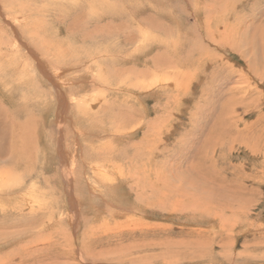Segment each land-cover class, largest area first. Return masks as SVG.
<instances>
[{
    "label": "rangeland",
    "instance_id": "1",
    "mask_svg": "<svg viewBox=\"0 0 264 264\" xmlns=\"http://www.w3.org/2000/svg\"><path fill=\"white\" fill-rule=\"evenodd\" d=\"M0 11V153L19 155L23 141L37 172L51 166L24 194L34 211L22 190L0 197V243L17 236L0 264H264V0H0ZM33 52L82 90L63 88L66 114L46 119L29 101L38 94L25 78L50 84ZM53 89L49 102L62 96ZM71 101L88 103L95 145L110 149L106 176L83 159L90 145L69 155L57 135L58 121L77 118ZM10 115L26 127L16 140ZM41 127L67 141L64 153L42 155ZM73 159L82 200L72 204L66 179L53 181Z\"/></svg>",
    "mask_w": 264,
    "mask_h": 264
},
{
    "label": "bare ground",
    "instance_id": "2",
    "mask_svg": "<svg viewBox=\"0 0 264 264\" xmlns=\"http://www.w3.org/2000/svg\"><path fill=\"white\" fill-rule=\"evenodd\" d=\"M195 4V3H194ZM229 5V4H228ZM228 7V6H227ZM123 8V7H122ZM9 9H11V8H9ZM13 10V9H12ZM197 11H195L197 14H199V11H198V9H196ZM234 10V9H233ZM1 12V11H0ZM102 12V11H101ZM105 15V14H104ZM101 17H103L102 16V14H101ZM108 23H110V22H108ZM251 23V22H250ZM99 23H97V25H98ZM159 24V23H158ZM112 26V25H111ZM10 27V26H9ZM114 27V26H113ZM110 28V27H109ZM12 30V29H11ZM96 32V31H95ZM19 34V33H18ZM4 36V35H3ZM1 37V36H0ZM107 37H110V36H107ZM3 38V37H2ZM212 38V37H211ZM3 40H5L4 38H3ZM227 40V39H226ZM229 40H230V38H229ZM227 42V41H226ZM1 46H2V44H1ZM12 49V48H11ZM6 54V53H5ZM0 55H1V51H0ZM33 55H34V57H36V61L38 62V67H39V69L42 71V72H44L45 74H46V76L45 77H47L48 78V81L50 82V84L48 85V82H42V80H40L37 76H35V77H37L38 78V84L35 82H32V83H24L25 82V80H26V78H25V80H24V82L22 83L23 85H25L26 87H28V88H30V89H32V90H35V92L38 94V98H31L29 101H31V103H33V106H36V108H40V106H42V109H43V111H45V117H46V115H47V117H46V119H48V115H49V113L51 112V111H53V112H55V111H57V112H59V113H65V111H64V107H66V105L67 104H65V103H69L68 101H66L65 100V97L63 96V95H65V90L63 91V88H67V89H69L70 87H68V85L66 84L67 82H65V81H61V79L59 80V79H57L55 76H59V75H53L51 72H49L46 68H44V62H42V60L41 59H43V58H41V56H39V55H37V53L36 52H33ZM1 57V56H0ZM1 59V58H0ZM8 59V58H7ZM14 61V60H13ZM12 62V61H11ZM25 63V62H24ZM23 64V63H22ZM62 65H64V64H62ZM67 65V64H66ZM23 66V65H22ZM15 67V66H14ZM50 67V66H49ZM70 67H73V66H70ZM22 68V67H21ZM16 70V69H15ZM18 71H20V69L18 70ZM17 71V72H18ZM22 71H23V69H22ZM25 72H27V71H25ZM23 73V72H22ZM22 73H20V74H22ZM17 74H19V72L17 73ZM19 74V75H20ZM27 74V73H26ZM51 74H52V76H51ZM86 75V74H85ZM26 76V75H25ZM54 76V77H53ZM16 77V76H15ZM35 77L33 78V79H35ZM167 77V76H166ZM166 77H164L165 79H167ZM84 78H86V76L84 77ZM163 78V77H162ZM20 79V78H19ZM29 79H30V77H29ZM78 79V78H77ZM88 79V78H87ZM31 80V79H30ZM100 80L101 79H99V82H100ZM162 80V79H161ZM33 81V80H32ZM35 81V80H34ZM163 81V80H162ZM79 82V81H78ZM160 82V81H159ZM5 83V82H4ZM60 84V85H62V88L58 85V84ZM16 84H19V83H16ZM30 84V85H29ZM32 84V85H31ZM23 85H21L22 87H23ZM37 85H39V87L37 86ZM41 85L43 86L41 89H40V87H41ZM50 87V88H49ZM72 87H74V86H72ZM147 87V86H146ZM38 88L40 89V90H38ZM54 88V89H53ZM75 88V87H74ZM82 88V87H81ZM156 88V87H155ZM50 89H53L54 90V92H55V94H57V96H59V94H58V92L60 91V94L62 95L61 96V99L59 98V99H57V100H55L53 103L52 102H49L46 98H45V96H44V93L47 91V92H51V90ZM76 89V88H75ZM118 89H120V90H125L126 89V86L125 87H118ZM152 89V88H151ZM11 90V89H10ZM9 90V91H10ZM70 90H71V93H73L74 95H77L80 91H82V90H80V89H78L76 92H74L71 88H70ZM67 91H69V90H67ZM88 91V90H87ZM41 92H42V95H41ZM53 92V91H52ZM153 92V91H152ZM87 94V93H86ZM11 95V94H10ZM84 95V94H83ZM83 95H82V97H83ZM88 95V94H87ZM105 95V94H104ZM106 96V95H105ZM158 96V95H157ZM42 98V99H41ZM84 98H88V97H84ZM100 98H102V97H100ZM99 98V100H101ZM7 99V98H6ZM5 99V100H6ZM28 99V98H27ZM67 99V98H66ZM73 99V98H72ZM92 100L93 99V96L91 97V98H89V100ZM97 99V98H96ZM95 99V100H96ZM4 100V101H5ZM88 100V99H87ZM27 102V101H26ZM83 102V103H82ZM92 102H94V101H92ZM82 103V104H81ZM76 104V105H75ZM88 104V103H87ZM87 104H85V102L84 101H79L78 103L76 102H74L73 103V101H71L70 102V105H71V111H72V115H75L76 114V116H77V118H75V120H74V123H72V126L70 125L69 126V124L68 125H66L62 120L61 121H58L56 124H57V132H58V134L57 135H61V136H64L65 138H66V140L68 141H66L67 142V145L65 146V150L66 151H68L70 154L69 155H76V152L79 150L80 151V149L81 150H83L84 148H86L87 150L85 151V154H84V160H87L88 161V158L90 157L89 155H93V157H94V165H95V167H94V172H98V173H102V170H101V164H106L105 166L107 167V166H110L109 164H108V162H107V159H106V157H108V152H110L109 150V147L107 148V147H105V146H103V145H95V140L97 139L98 140V138H97V133L101 136V133H99L98 131L100 130L99 128H96V126H95V124H90L89 126L88 125H86V121H88L89 119H90V117H88V116H86V114H87V112L86 113H83V111L84 110H87L88 108L86 107V105ZM93 104V103H92ZM97 104V103H96ZM22 106H24V105H22ZM44 106V107H43ZM68 106V105H67ZM88 106V105H87ZM1 107V106H0ZM91 107H92V105H91ZM141 107V106H140ZM1 108H3V107H1ZM94 109V108H93ZM102 109V108H101ZM88 110H90L91 111V109H88ZM35 111V110H34ZM109 113V110H107V109H104V110H102V114L104 115V117H103V119L104 118H106V117H109V115L107 114L106 115V113ZM14 113V112H13ZM16 113V112H15ZM56 113V112H55ZM70 113V112H69ZM69 113H68V115H69ZM90 113V112H89ZM88 113V114H89ZM94 113V112H93ZM10 114V113H9ZM66 114V113H65ZM99 114H100V112H99ZM59 115V114H58ZM90 115V114H89ZM11 117H13L12 115H10ZM44 117V118H45ZM63 117H64V115H63ZM68 117V116H67ZM16 117L14 116L13 117V119H12V123H11V125H13V130H12V138L14 139V140H16V136H17V134H15L17 131H19L20 130V126H21V129H24V127H25V125H22V122H21V124H20V122H18L20 125H18L17 124V121H16V119H15ZM60 118H61V116H60ZM65 118V117H64ZM63 118V119H64ZM73 118V117H72ZM92 119H93V117H91ZM66 119V118H65ZM92 119H90V120H92ZM105 120V119H104ZM108 120V119H107ZM27 121H29L28 119H27ZM49 120H47V122H48ZM75 121H77V122H75ZM79 121H82L81 123L79 122ZM93 121V120H92ZM97 121V120H96ZM46 122V124H48ZM106 122V121H105ZM108 122V121H107ZM89 123V122H88ZM44 124V123H43ZM46 124H44V125H46ZM97 124V123H96ZM105 124H107V123H105ZM102 126H104V122H100L99 124H98V126L97 127H102ZM7 127V126H6ZM15 127H16V129H15ZM106 127V126H105ZM109 127V126H108ZM217 127V126H216ZM8 128V127H7ZM19 130H18V129ZM26 128V127H25ZM69 128H71V130L69 129ZM107 128V127H106ZM50 129V128H49ZM56 129V128H55ZM98 129V130H97ZM136 129H138V128H135V129H132L133 131L134 130H136ZM109 129L107 128V131H108ZM111 130V129H110ZM114 130H116V129H114ZM106 131V132H107ZM119 131V130H118ZM125 131H128V130H125ZM131 131V130H130ZM137 131V130H136ZM22 131H20V133H21ZM40 133L39 134H36L37 135V137H38V139L39 140H44L45 139V135H47V133H46V131L44 130V129H42V127H41V129H40V131H39ZM122 133V132H121ZM130 133H132V132H130ZM23 134V133H22ZM103 134V133H102ZM104 134H105V131H104ZM106 134H109L108 132L106 133ZM106 134H105V137H107L106 136ZM117 134V133H116ZM127 135H130L129 133H126V134H118V136L117 135H115L114 136V138L115 137H119V136H127ZM55 137L54 136V134H48L46 137L48 138V141L45 139V141H47V143L46 142H44V143H46V144H43V145H45V147H44V150H43V154L42 155H47L48 157H49V155H55V154H57V153H62V151H63V149L64 148H62V144L65 142V141H63V140H61V141H63V142H59V141H54L52 138H50V137ZM123 139V138H122ZM37 140V139H36ZM115 140V139H114ZM25 141V140H24ZM65 142V143H66ZM83 142H85L86 143V145H90L89 146V148H88V146H84V148H83ZM22 146H20L18 149H20V150H18L19 151V155H15L16 154V152H17V149L14 151L15 152V154L13 153V155H3L4 154V152H2V153H0V180L1 179H3V178H5V180L8 182V181H13V183H16L17 184V186H14V187H7V186H5V185H0V197L2 198V199H4V195L5 196H9L11 193H14V191H19V190H22V192H23V195L25 194V193H27L26 192V190H28V188L27 187H29V188H31V186L33 185V183L36 181V180H34L33 179V176L37 173V175L41 178H44V177H46L44 174H46V173H44V171H43V169H44V166L47 168L48 166H50V164H49V162L47 161V162H45V160L47 159H45V156H44V161H43V164H44V166L43 167H41V168H39L40 170H42V171H36V169H35V163L37 162L36 161V158H35V156L34 155H32V153H28L27 152V148H29V146H28V143H24L23 141H22ZM31 144L32 145H34L35 143L34 142H31ZM110 146V145H109ZM46 147H47V149H46ZM9 148V147H8ZM32 148L35 150V146H32ZM61 148H62V150H61ZM0 149L1 150H6V147H4V149H3V144H2V147H0ZM11 149V148H10ZM30 149H31V146H30ZM38 149V148H37ZM42 149V148H41ZM71 149H73V150H71ZM112 150V149H111ZM38 151H39V149H38ZM60 151V152H59ZM37 152V151H36ZM40 152V151H39ZM63 153H64V151H63ZM82 153V152H81ZM84 153V152H83ZM108 154V155H107ZM61 155V154H60ZM65 155V154H64ZM86 155H88V156H86ZM110 155H111V153H110ZM249 155V154H248ZM28 156V157H27ZM46 156V157H47ZM25 157H27V159H24ZM62 157H64V156H62ZM23 158V159H22ZM66 158V157H65ZM68 158V157H67ZM71 158V157H70ZM69 158V159H70ZM82 158V157H81ZM40 159V158H39ZM56 159V158H55ZM64 160V159H63ZM99 160V161H98ZM41 160H39V162H40ZM69 161V160H68ZM69 163V162H68ZM70 163H71V161H70ZM5 164H7V165H9V167L7 168V169H5L4 170V168H3V165H5ZM92 164V165H93ZM10 165H11V167H10ZM34 165V166H33ZM39 165V164H38ZM55 165V164H54ZM57 165V164H56ZM76 165L78 166V163H75V159H73L72 160V163L68 166V164H66V166L65 167H60V165H59V168H60V171H61V173H60V175H59V168L57 169V171H58V175L57 174H55L56 175V178H58L56 181H53V183L54 182H56L57 183V181L59 180H63L64 178L67 180H64V181H62V186H63V184H69L68 185V188H67V185H66V190H64V192L66 191V193H67V195H69L68 197H70V200L68 201V198H67V201L68 202H70V203H79L81 200L79 199V196H78V193L76 192V190H75V187L74 186H76V184H78V183H76V181H77V178H78V172H76L77 171V169H76ZM99 165V169L97 168V166ZM14 166V167H13ZM23 166H24V169H23ZM63 166V165H62ZM70 166H71V169L73 170V172H74V174L73 175H70V174H66V175H68V177H65V175L63 176V174L62 173H64L65 171V168H66V170H68V171H70ZM104 166V165H103ZM7 167V166H6ZM40 167V166H39ZM51 167V166H50ZM111 167V166H110ZM64 168V169H63ZM86 168V167H85ZM84 168V169H85ZM48 169V168H47ZM90 169V168H89ZM7 170V171H6ZM109 170H112V169H110L109 168ZM108 170V171H109ZM100 171V172H99ZM71 172V171H70ZM19 173V174H18ZM44 173V174H43ZM101 175H105V174H101ZM121 175V174H120ZM106 176V175H105ZM62 177H64L63 179H62ZM37 178V177H36ZM51 178H55V176L53 177V176H51ZM87 178V177H86ZM113 178V177H112ZM54 180V179H53ZM98 182H101L102 184H104L105 186H107V188H108V186L110 185V182H108V179L105 177V179H103V181L100 179V178H97L96 179ZM37 181H39L40 182V180H37ZM36 181V182H37ZM47 182H49L48 180H46ZM51 182H50V184L52 183V179L50 180ZM88 181V180H87ZM32 182V183H31ZM46 182V184H48ZM30 183V185L28 186V184ZM72 183L73 184H75V185H72ZM82 183V182H81ZM36 184V183H35ZM91 185H92V183H90ZM48 186V185H47ZM103 186V185H102ZM135 186V185H134ZM64 187V186H63ZM71 187V188H70ZM95 188H96V186H94ZM115 187L116 188H118V189H120V188H123V186H122V184L121 183H119V184H116L115 185ZM50 188H53V187H50ZM105 188V187H104ZM55 189V188H54ZM72 189V190H71ZM90 189H91V194H90V198H88V200L92 203V205L94 206V207H96L97 205H96V200H97V198L98 197H101L99 194H97V193H95L94 192V189H92V186H90ZM117 189V190H118ZM43 190V189H42ZM42 190H40L41 192H42ZM48 190V189H47ZM52 190V189H51ZM84 190V189H83ZM29 191V190H28ZM34 191V190H33ZM49 191V190H48ZM121 191V190H120ZM44 192V191H43ZM93 192V193H92ZM87 193H88V191H87ZM122 193H123V190H122ZM89 194V193H88ZM124 194H125V192H124ZM50 195V194H49ZM114 195V194H113ZM127 195V194H126ZM26 195H24V197H25ZM66 196V195H65ZM86 196V195H85ZM110 197V196H109ZM36 198V197H35ZM87 198V197H86ZM120 198V197H119ZM123 198H124V196H123ZM15 199V198H14ZM40 199V198H39ZM38 199V200H39ZM84 199V198H83ZM99 199V198H98ZM11 200V199H10ZM25 200H27V204L29 205V206H31V210L32 211H34V208H33V204H34V200L33 199H31L30 197H29V194H28V196H26V199ZM87 200V199H86ZM100 200V199H99ZM5 201V200H4ZM23 202V201H22ZM121 202V201H120ZM17 203H19V202H17ZM89 203V202H88ZM100 203V202H99ZM3 204V203H2ZM90 204V203H89ZM100 204H102V203H100ZM5 205V204H4ZM11 205H13L12 203L10 204V206ZM19 205L21 206V204L19 203ZM24 205V204H23ZM19 206V207H20ZM28 206V207H29ZM44 206V205H43ZM65 206V205H64ZM72 206V205H71ZM98 206H99V204H98ZM121 206V205H120ZM18 207V208H19ZM91 208V207H90ZM60 209H62V208H60ZM101 209V208H100ZM129 209V208H128ZM15 210H17V209H15ZM92 210V209H91ZM101 211V210H100ZM99 210H98V212H100ZM102 211H103V209H102ZM16 211H14V213H15ZM73 212V211H72ZM57 215H58V213H57ZM56 215V216H57ZM56 218V217H55ZM53 219V218H52ZM59 220H60V218L59 217H57L56 218V221H58L59 222ZM11 223V222H10ZM8 224V223H7ZM12 225V224H11ZM14 225V224H13ZM8 227H10L9 225H7ZM17 238V236H13L12 238H9L7 241H5V242H3V243H0V246H2V245H4V244H7V243H10V241H12V240H15ZM1 242V241H0Z\"/></svg>",
    "mask_w": 264,
    "mask_h": 264
}]
</instances>
